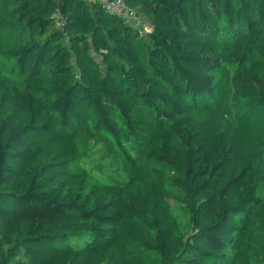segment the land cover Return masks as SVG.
Wrapping results in <instances>:
<instances>
[{
  "label": "trees",
  "instance_id": "1",
  "mask_svg": "<svg viewBox=\"0 0 264 264\" xmlns=\"http://www.w3.org/2000/svg\"><path fill=\"white\" fill-rule=\"evenodd\" d=\"M125 3L0 0V264H264V0Z\"/></svg>",
  "mask_w": 264,
  "mask_h": 264
},
{
  "label": "rangeland",
  "instance_id": "2",
  "mask_svg": "<svg viewBox=\"0 0 264 264\" xmlns=\"http://www.w3.org/2000/svg\"><path fill=\"white\" fill-rule=\"evenodd\" d=\"M7 84L11 87H17L16 81L10 80L9 82H7ZM79 139L81 141L82 137H79ZM82 142H84V137ZM98 148L99 147H94L91 150L85 152L83 154V157L86 159L87 164H89V167L92 168L90 170L91 173L97 175L98 177H101L103 175L106 176L107 174H110L111 172L115 171L117 169V166L111 162L113 155H111L110 159H104V153H102L101 150L95 151V149ZM140 164V162H136L129 167V171H131V175L133 177L132 181L130 182V186H134L135 190L137 191H139V189L143 188L144 186L150 188V184H156L155 182L159 181V176L157 173H152L147 169L140 170V168L138 167ZM125 173H128V171H126ZM142 192L144 193V191ZM169 203L171 211L180 223L182 230L189 232V213L179 203H176L174 201H169Z\"/></svg>",
  "mask_w": 264,
  "mask_h": 264
},
{
  "label": "built area",
  "instance_id": "3",
  "mask_svg": "<svg viewBox=\"0 0 264 264\" xmlns=\"http://www.w3.org/2000/svg\"><path fill=\"white\" fill-rule=\"evenodd\" d=\"M104 8L108 13L124 18L129 24L140 29L141 32H149L151 30L150 24L136 12L129 9L125 0H104ZM57 26L64 30V18L62 16L59 17Z\"/></svg>",
  "mask_w": 264,
  "mask_h": 264
}]
</instances>
